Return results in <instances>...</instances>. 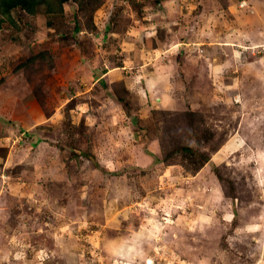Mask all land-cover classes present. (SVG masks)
I'll list each match as a JSON object with an SVG mask.
<instances>
[{
    "label": "rangeland",
    "instance_id": "1",
    "mask_svg": "<svg viewBox=\"0 0 264 264\" xmlns=\"http://www.w3.org/2000/svg\"><path fill=\"white\" fill-rule=\"evenodd\" d=\"M49 1L0 12V264H264V0ZM144 13L166 107L110 32Z\"/></svg>",
    "mask_w": 264,
    "mask_h": 264
},
{
    "label": "crops",
    "instance_id": "2",
    "mask_svg": "<svg viewBox=\"0 0 264 264\" xmlns=\"http://www.w3.org/2000/svg\"><path fill=\"white\" fill-rule=\"evenodd\" d=\"M181 2H183V0ZM164 4V11L170 10L172 4H174V0H166L164 1ZM154 14L156 13H152V15H150L149 13L143 14L144 26L140 30L137 27H134V29L132 30L133 26L130 27V24L127 21H124L127 18L126 17L120 22L119 27L111 30L110 32L111 35H114V38H118L124 49L130 48L136 51L137 56L142 52V58L144 61H142L141 64H137L136 67L139 66L137 72L140 73V76L137 77V80H144V82L142 81V86L137 83L138 81L135 84L131 85L133 91L138 92L137 90H141V92L150 95L152 98L158 99L160 104L162 105L161 107H166V104L170 102L169 94L167 95V90L170 89L169 83L171 82V77L175 74L176 69L181 65L179 62V56L182 55V50L184 49L185 43H173L172 47L176 48L174 49L176 50V53H173V55H170L172 54L170 53V49H172V47L169 49V47L161 46L154 47L152 49L150 44H153L155 36L157 34V28H155L156 19L153 17ZM157 14L160 15L161 13L159 12ZM168 15L170 16V13ZM140 18L141 17L138 14H134L131 15L130 20L135 21L136 23H140ZM123 21L124 25L121 24ZM126 23L127 25H125ZM139 32L145 37L141 45H138L139 43H137L139 41V38L136 39L133 37L134 34L136 36V34ZM115 33L117 35H115ZM137 58L138 57H136V59ZM159 58L163 60L160 61ZM108 65H110L111 68H109L107 72H105L98 78L97 83H100L102 85L104 83L107 85L111 83L112 87L115 88V96H123L124 94H128L129 92H131L129 91L130 89H128L130 88V86L128 85L129 87L124 89L123 93H120L112 83L115 76L119 74V71L127 69L126 66H122L121 69L119 66H115L112 61L111 63H106L105 66L108 67Z\"/></svg>",
    "mask_w": 264,
    "mask_h": 264
},
{
    "label": "trees",
    "instance_id": "3",
    "mask_svg": "<svg viewBox=\"0 0 264 264\" xmlns=\"http://www.w3.org/2000/svg\"><path fill=\"white\" fill-rule=\"evenodd\" d=\"M66 1L68 0H63V2ZM49 2V0H0V12L3 14H9L13 9L19 7L26 10L30 14H35L37 6L45 3L49 4ZM186 150L191 155L195 152H193L190 148H187ZM207 160L205 159V162H207Z\"/></svg>",
    "mask_w": 264,
    "mask_h": 264
}]
</instances>
